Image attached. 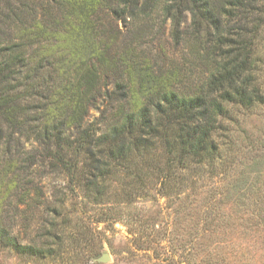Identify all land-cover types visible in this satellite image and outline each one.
Segmentation results:
<instances>
[{"label":"rangeland","instance_id":"rangeland-1","mask_svg":"<svg viewBox=\"0 0 264 264\" xmlns=\"http://www.w3.org/2000/svg\"><path fill=\"white\" fill-rule=\"evenodd\" d=\"M127 1H120V7ZM115 5L98 6L88 19L70 13L65 0H0V46L28 37L32 60L51 58L53 65L43 73L56 71L61 80L74 75L75 67L94 62L100 73L99 96L89 106L87 122L113 111L120 85H136L150 75L175 73V87L184 92L200 85L206 71L194 55L188 11L178 42L170 19L160 11L116 16L111 11ZM42 29L51 30L52 38ZM253 61L263 100L248 107L229 104L219 117L214 163H190L172 173L165 187L156 173L141 166L145 175L135 185L145 194L122 202L119 191L135 178L117 174L108 202L97 206L77 189L65 190L64 175L37 160L30 171L42 187L44 203L31 210L17 203L15 190L0 192V222L28 244L41 233L52 194L62 188L63 212L69 218L63 247L40 257L0 245V264H264V24L253 42ZM149 160L164 158L157 152ZM103 254L107 260L101 259Z\"/></svg>","mask_w":264,"mask_h":264},{"label":"trees","instance_id":"trees-1","mask_svg":"<svg viewBox=\"0 0 264 264\" xmlns=\"http://www.w3.org/2000/svg\"><path fill=\"white\" fill-rule=\"evenodd\" d=\"M120 1L65 3L70 13L88 19L98 6L109 2L116 4L111 7L116 16L160 11L170 19L178 42L179 25L188 11L189 38L194 55L205 67L204 78L189 92L175 87L172 72L141 78L136 85H120L122 93L115 92L113 111L100 121L87 122L89 106L99 96L100 73L94 62L91 67L87 63L75 67L74 75L61 80L56 71L43 73L53 65L51 58L32 60L28 37L1 45L0 192L9 195L15 190L17 203L31 210L44 203L42 187L34 183L30 171L37 160L38 165L47 164L52 172L64 175L65 190L77 189L97 206L108 202L109 185L117 174L135 178L119 191L122 202L129 203L132 197L145 194L135 185L145 175L141 166L156 173L165 187L172 173L189 168L190 163L212 165L218 152L219 117L227 106L248 107L263 100L252 64L253 42L264 24V0H128L121 7ZM42 31L52 38L51 30ZM157 152L163 162L149 160ZM52 196L37 238L23 244L18 234L0 222V245L40 257L59 252L63 226L69 221L63 212L66 193L58 188Z\"/></svg>","mask_w":264,"mask_h":264},{"label":"water","instance_id":"water-1","mask_svg":"<svg viewBox=\"0 0 264 264\" xmlns=\"http://www.w3.org/2000/svg\"><path fill=\"white\" fill-rule=\"evenodd\" d=\"M101 259H102V260H107V259H108L107 254H103V255L101 256Z\"/></svg>","mask_w":264,"mask_h":264}]
</instances>
